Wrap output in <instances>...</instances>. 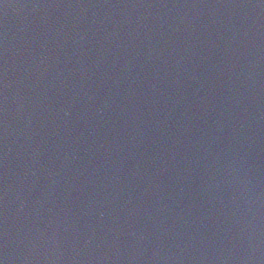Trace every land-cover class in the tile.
<instances>
[{"label":"water","instance_id":"water-1","mask_svg":"<svg viewBox=\"0 0 264 264\" xmlns=\"http://www.w3.org/2000/svg\"><path fill=\"white\" fill-rule=\"evenodd\" d=\"M4 264H264V0H7Z\"/></svg>","mask_w":264,"mask_h":264},{"label":"snow or ice","instance_id":"snow-or-ice-1","mask_svg":"<svg viewBox=\"0 0 264 264\" xmlns=\"http://www.w3.org/2000/svg\"><path fill=\"white\" fill-rule=\"evenodd\" d=\"M0 264H4V261L0 260Z\"/></svg>","mask_w":264,"mask_h":264}]
</instances>
